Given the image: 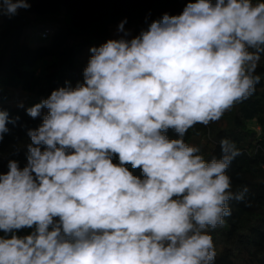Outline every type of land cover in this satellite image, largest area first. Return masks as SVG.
<instances>
[{"label": "clouds", "instance_id": "obj_1", "mask_svg": "<svg viewBox=\"0 0 264 264\" xmlns=\"http://www.w3.org/2000/svg\"><path fill=\"white\" fill-rule=\"evenodd\" d=\"M30 7L0 0V16ZM125 23L90 49L83 83L27 108L47 114L26 166L0 172V264H214L208 229L248 192L226 174L240 152L223 139L205 159L184 137L254 94L264 0H189L136 36ZM10 122L0 109V141Z\"/></svg>", "mask_w": 264, "mask_h": 264}, {"label": "trees", "instance_id": "obj_2", "mask_svg": "<svg viewBox=\"0 0 264 264\" xmlns=\"http://www.w3.org/2000/svg\"><path fill=\"white\" fill-rule=\"evenodd\" d=\"M189 0H29L31 7L12 16H0V109L6 111L9 131L0 141V172L8 162L27 164V135L37 128L46 112L37 118L27 106L13 105V96L46 99L53 90L83 83L87 64L80 62L84 50L99 47L109 39L110 28L126 20L132 36L164 13L181 14ZM195 2V0H192ZM48 30L46 44L29 46L32 28ZM38 31V32H39ZM261 80L252 96L234 105L209 125L196 124L184 140L200 149L205 159L222 155L220 141L233 142L240 154L227 169L236 192L248 188L244 200L229 201L231 215L225 224L208 229L216 251L214 264H264V54L256 69ZM167 135L178 138L173 130ZM113 163H119L113 157ZM142 177L140 169H132ZM18 231V236H19Z\"/></svg>", "mask_w": 264, "mask_h": 264}, {"label": "rangeland", "instance_id": "obj_3", "mask_svg": "<svg viewBox=\"0 0 264 264\" xmlns=\"http://www.w3.org/2000/svg\"><path fill=\"white\" fill-rule=\"evenodd\" d=\"M119 24L120 23H118V24H116L110 28L109 39H116V38H119L121 35H123L122 33L118 32ZM40 29L41 28H39V27L30 29L29 35H28V41H27L29 46H36L38 44H46L48 42L45 40H41L38 37V33L40 36L42 33L41 31H39ZM125 30L129 31L132 34V31L130 28L125 27ZM91 55H92V53L90 52V49L84 50L83 56L79 59L80 62L83 64H87ZM20 99L21 100H18L17 96L15 95V96H13L11 102L13 105H15V104L16 105H24V106H27L28 108L35 105L36 103L40 102V100H36L30 96H26L23 94L20 95ZM46 111H47L46 109H43L41 111V113L46 112ZM16 234L18 235V232ZM0 235H4V233L2 231H0Z\"/></svg>", "mask_w": 264, "mask_h": 264}, {"label": "built area", "instance_id": "obj_4", "mask_svg": "<svg viewBox=\"0 0 264 264\" xmlns=\"http://www.w3.org/2000/svg\"><path fill=\"white\" fill-rule=\"evenodd\" d=\"M49 31L48 30H44L42 33H41V37L42 38H45L47 35H48ZM19 236L20 237H23V236H26V235H29L31 234V231L32 229H28V228H25V229H21L19 230Z\"/></svg>", "mask_w": 264, "mask_h": 264}]
</instances>
